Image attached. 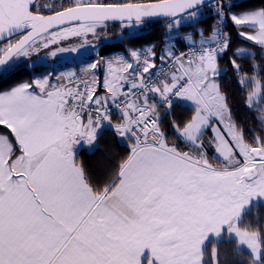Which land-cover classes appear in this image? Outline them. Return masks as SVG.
<instances>
[{"label": "snow or ice", "instance_id": "obj_1", "mask_svg": "<svg viewBox=\"0 0 264 264\" xmlns=\"http://www.w3.org/2000/svg\"><path fill=\"white\" fill-rule=\"evenodd\" d=\"M159 22L160 43L135 46ZM61 54L77 67L22 78ZM106 131L125 151L95 172L80 155ZM261 203L264 0H0V264H221L225 237L235 264H264L245 220Z\"/></svg>", "mask_w": 264, "mask_h": 264}, {"label": "trees", "instance_id": "obj_2", "mask_svg": "<svg viewBox=\"0 0 264 264\" xmlns=\"http://www.w3.org/2000/svg\"><path fill=\"white\" fill-rule=\"evenodd\" d=\"M48 2V0H42L43 3ZM61 0H52L51 5L53 6L58 5ZM260 0H233L235 4H247V5H258ZM211 21H209L210 26ZM204 25H202L203 27ZM190 30V29H186ZM118 29H113L109 32L113 39H116V33H118ZM231 31V29H229ZM164 35V24H152L149 28H145L141 32L137 34L135 37L140 43L135 46H140V44L148 45L152 43H160V38ZM233 35L234 40V47H247L249 46L250 42H241L240 39L235 35ZM129 46L131 45L130 41H126ZM110 46H105L101 48L100 54L103 55L107 48ZM230 55V54H229ZM261 60L260 53L256 52V63H259ZM238 63L244 67L245 71L247 72L251 66V60H238ZM47 66L44 65H37L33 68H28L23 70V79H27V73H31L36 75L44 70ZM221 68L226 70V74L221 77V83L224 90L233 97V103L235 105L234 111L235 115L239 117L241 120H247L252 124H255L256 121L252 119V116L247 113L244 107L240 103V98L242 93L238 91L236 79L237 77L233 75V70L228 59H224L221 61ZM34 69V70H33ZM189 109L183 105L175 106V110L172 115L167 116L168 121L172 120H180L182 118H186L189 114ZM161 117L164 118V112L161 111ZM124 148L116 142L115 137L111 134V132L106 131L103 135V138L98 141V148L95 152L89 153L87 151L82 152L80 155V159L84 161L91 170L95 172L103 173L108 170L111 165L112 160L117 156L124 152ZM245 220L253 222L257 224V226L264 225V204H260L258 206H253L248 212L245 214ZM218 250V258L221 261V264H235L237 260L241 257L235 256L233 254V249L235 247L234 242L230 241L229 239H221V241L216 244ZM211 253V245H208V251L206 253V259H210ZM247 255V252H245Z\"/></svg>", "mask_w": 264, "mask_h": 264}, {"label": "rangeland", "instance_id": "obj_3", "mask_svg": "<svg viewBox=\"0 0 264 264\" xmlns=\"http://www.w3.org/2000/svg\"><path fill=\"white\" fill-rule=\"evenodd\" d=\"M51 2H52V0H48V2L46 4H50L51 5ZM116 35L117 36L119 35V31H118V33H116ZM109 36H111V34H109ZM117 36H116V38H117ZM45 51H42L39 55L41 57H43L45 55ZM82 51H83V49H82ZM61 55L68 56L69 58L68 59H61V56L58 55L55 58L49 57L47 59V61H40L36 56H33L31 59L37 61V63L34 66H37V65L50 66L52 70H55L57 72L63 71V70H67L68 68L73 67V65H78L79 64V61H74L73 59L70 58L72 55H78V54H61ZM89 57L91 59L93 58L91 56H89ZM61 66L62 67H66V68L65 69H61L60 68ZM261 204H264V203H261ZM258 205H260V204H254L253 206H258Z\"/></svg>", "mask_w": 264, "mask_h": 264}, {"label": "crops", "instance_id": "obj_4", "mask_svg": "<svg viewBox=\"0 0 264 264\" xmlns=\"http://www.w3.org/2000/svg\"><path fill=\"white\" fill-rule=\"evenodd\" d=\"M88 59H91L90 57H88ZM75 67H77V65H73V67H71V68H75ZM61 69H65L66 67H60ZM48 71H52V69H51V67L50 66H47V68H45L44 70H41V72L40 73H38V74H36V75H40V74H42V73H45V72H48ZM90 153V152H89ZM222 239H227L226 237L225 238H222Z\"/></svg>", "mask_w": 264, "mask_h": 264}, {"label": "water", "instance_id": "obj_5", "mask_svg": "<svg viewBox=\"0 0 264 264\" xmlns=\"http://www.w3.org/2000/svg\"><path fill=\"white\" fill-rule=\"evenodd\" d=\"M159 23H163V22H159ZM159 23H153V24H159ZM146 28H149V26H148V27H146Z\"/></svg>", "mask_w": 264, "mask_h": 264}, {"label": "built area", "instance_id": "obj_6", "mask_svg": "<svg viewBox=\"0 0 264 264\" xmlns=\"http://www.w3.org/2000/svg\"><path fill=\"white\" fill-rule=\"evenodd\" d=\"M179 104H181V102Z\"/></svg>", "mask_w": 264, "mask_h": 264}, {"label": "flooded vegetation", "instance_id": "obj_7", "mask_svg": "<svg viewBox=\"0 0 264 264\" xmlns=\"http://www.w3.org/2000/svg\"><path fill=\"white\" fill-rule=\"evenodd\" d=\"M45 2H46V1H45ZM46 3H47V2H46ZM46 3H45V4H46Z\"/></svg>", "mask_w": 264, "mask_h": 264}]
</instances>
